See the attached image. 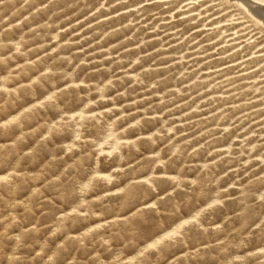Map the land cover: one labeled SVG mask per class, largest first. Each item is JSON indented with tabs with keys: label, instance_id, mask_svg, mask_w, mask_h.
Masks as SVG:
<instances>
[{
	"label": "rangeland",
	"instance_id": "rangeland-1",
	"mask_svg": "<svg viewBox=\"0 0 264 264\" xmlns=\"http://www.w3.org/2000/svg\"><path fill=\"white\" fill-rule=\"evenodd\" d=\"M263 1L0 0V264H264Z\"/></svg>",
	"mask_w": 264,
	"mask_h": 264
},
{
	"label": "bare ground",
	"instance_id": "bare-ground-1",
	"mask_svg": "<svg viewBox=\"0 0 264 264\" xmlns=\"http://www.w3.org/2000/svg\"><path fill=\"white\" fill-rule=\"evenodd\" d=\"M263 1V0H262ZM264 2V1H263ZM246 3H248L247 1H246ZM250 5V4H249ZM248 5V6H249ZM250 9V8H249ZM252 9V11H253V13L255 14V15H257L258 17H259V19L261 18V20H264V7H253V8H251Z\"/></svg>",
	"mask_w": 264,
	"mask_h": 264
}]
</instances>
